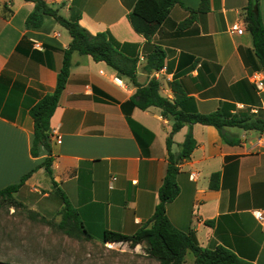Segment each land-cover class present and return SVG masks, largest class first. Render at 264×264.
I'll use <instances>...</instances> for the list:
<instances>
[{"label": "crops", "instance_id": "1", "mask_svg": "<svg viewBox=\"0 0 264 264\" xmlns=\"http://www.w3.org/2000/svg\"><path fill=\"white\" fill-rule=\"evenodd\" d=\"M45 1L67 18L79 16L91 33L107 32L121 51L138 57L141 84L156 78L160 93L174 100L172 82L177 81L187 97L182 98L184 109L210 113L221 108L264 118V69L244 20L249 0H210V10L186 28L180 23L201 0H178L150 40L128 18L137 0ZM259 4L264 22V0ZM34 7L29 0H0V189L19 182L48 155L44 148L38 157L32 155L30 110L54 91L72 40L49 14L40 27L27 28ZM234 23L245 28L242 34L231 31ZM156 46L166 52L165 65L148 71L147 57ZM136 89L106 62L74 52L68 83L50 122L53 179L39 168L16 199L47 219L60 209L54 218L60 220L64 201L56 191L62 190L92 239L102 240L106 230L137 232L159 201L173 121L156 106L134 107L129 119L123 105ZM189 130L185 124L174 134L173 152L181 149ZM192 130L197 146L180 164V192L166 205L170 221L201 247L224 245L261 264L263 243L257 231L264 226L254 210L264 208V133L228 127L226 132L241 140L229 144L215 126L195 123ZM214 173H219L218 188L210 186Z\"/></svg>", "mask_w": 264, "mask_h": 264}, {"label": "trees", "instance_id": "2", "mask_svg": "<svg viewBox=\"0 0 264 264\" xmlns=\"http://www.w3.org/2000/svg\"><path fill=\"white\" fill-rule=\"evenodd\" d=\"M29 1L35 2V7L27 17V28L40 27L44 22V16L49 14L68 29L72 40L64 50L63 62L57 75L54 91L46 94L30 110L34 119L32 155L38 157L41 148L47 150L48 155L40 164L24 174L19 182L0 189V202H7L15 208L28 209L32 218H39L48 223L54 222L42 216L39 212L29 209L25 203L16 199L15 194L39 168H45L52 178L54 157L52 156L51 135L49 132L51 118L68 83L73 53L77 51L80 54H90L96 61L106 62L117 74L129 77L137 86L136 92L123 105L129 119L130 110L134 107L146 110L151 106H156L161 109L164 117L173 121L172 131L167 138L169 163L159 190V201L152 217L137 232L131 235L106 230L102 241L104 243L124 242L131 248L145 243L147 254L158 259L160 264H253L224 245H218L215 248H204L198 245L190 234L172 224L167 214L166 205L169 201L174 200L180 192L177 181L180 164L191 157L197 146V140L192 130L193 124L202 123L215 126L226 143L240 144L241 140L229 135L226 128L235 126L246 130L255 129L264 133V118L254 114L233 113L221 108L210 113H200L196 109H184L182 98L187 97L183 90L178 89L179 83L177 81L172 82L175 99L171 100L160 93V82L156 78H152L146 85L138 82L137 66L139 58L128 56L121 51L115 40L107 32L93 34L81 25L79 16L67 18L60 13L59 8L53 7L45 0ZM178 2V0H137L129 12L128 18L133 28L150 40L160 29L171 8ZM210 7V0H201L198 9H190L191 15L180 23V28L190 26L199 13H207ZM244 20L253 35L255 52L264 69V22L259 0H249L244 11ZM165 58V50L161 46H156L147 57L145 69L153 71L163 68ZM185 124H189L190 130L181 144V149L178 152H173V136ZM218 179L219 173H214L210 183L212 188H218ZM53 184L56 185L55 181H53ZM60 193L64 201V207L61 210V220L56 223V226L70 236L92 239L80 219L78 211L71 205L62 190H60ZM211 222L208 221V223ZM190 253L194 256L193 263H188L186 260V256ZM0 264L13 263L0 260Z\"/></svg>", "mask_w": 264, "mask_h": 264}, {"label": "rangeland", "instance_id": "3", "mask_svg": "<svg viewBox=\"0 0 264 264\" xmlns=\"http://www.w3.org/2000/svg\"><path fill=\"white\" fill-rule=\"evenodd\" d=\"M56 193L63 200L60 191ZM58 211L51 217L54 222L48 223L32 218L28 209L0 202V260L13 264H160L147 254L145 243L124 248L122 244L66 234L56 226L61 220L54 219ZM257 233L263 243L260 263L264 264V231L258 227ZM193 257L190 253L187 261Z\"/></svg>", "mask_w": 264, "mask_h": 264}, {"label": "built area", "instance_id": "4", "mask_svg": "<svg viewBox=\"0 0 264 264\" xmlns=\"http://www.w3.org/2000/svg\"><path fill=\"white\" fill-rule=\"evenodd\" d=\"M245 28L241 27L239 23H234L231 27V31L237 32L242 34L244 32ZM38 45V44H37ZM255 83L259 89L263 88V84L260 79L255 78ZM197 176V172H192V177L195 178ZM254 215L256 219L264 226V208L255 209Z\"/></svg>", "mask_w": 264, "mask_h": 264}]
</instances>
